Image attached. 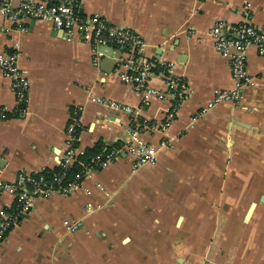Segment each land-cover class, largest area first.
<instances>
[{
	"label": "crops",
	"instance_id": "1",
	"mask_svg": "<svg viewBox=\"0 0 264 264\" xmlns=\"http://www.w3.org/2000/svg\"><path fill=\"white\" fill-rule=\"evenodd\" d=\"M20 0H11L16 6ZM85 16L130 29L143 55L173 64L187 85L171 123L173 98L144 97L122 81V46L101 44L95 61L79 30L46 18L22 27L0 13V52L16 53L28 80L17 111L13 81L0 68V177L54 169L72 119L81 124L80 154L101 141L129 139L138 111L142 137L156 150L137 168L122 152L87 173L69 194L39 199L0 241V264H264V53L248 48L254 84L238 102H215L234 85L231 59L210 34L217 21L249 19L264 31V0H78ZM120 51V52H119ZM109 60L112 61L109 62ZM150 85L167 91L161 75ZM13 197L0 193V208ZM80 223L69 231L64 221Z\"/></svg>",
	"mask_w": 264,
	"mask_h": 264
},
{
	"label": "built area",
	"instance_id": "2",
	"mask_svg": "<svg viewBox=\"0 0 264 264\" xmlns=\"http://www.w3.org/2000/svg\"><path fill=\"white\" fill-rule=\"evenodd\" d=\"M77 2L78 0H20L18 5L14 6L11 0H0V13L13 18L20 27L26 18L49 19L55 28H66L69 39L79 30L82 39L93 45L97 62L105 55L99 50V45L115 43L124 47L121 56L117 57L122 81L134 85L145 98L148 95H156L161 99L173 98L172 108L168 111L163 125L167 127L187 94L186 83L172 73L173 64L158 57L147 58L143 55L144 43L137 34L130 29L107 23L98 14L85 16ZM210 34L217 50L230 56L234 80L232 87L216 91L214 101L238 102L243 92L254 84L247 68L248 48L254 45L259 53H264V31L258 29L249 19L237 24H227L220 20L212 26ZM0 68L11 77L17 95V111L23 112L27 102L28 80L19 68L17 54L0 52ZM156 74L165 80L167 91L155 89L150 85L152 76ZM111 106L130 114L129 139L124 145L113 147L104 158L101 155L92 157L90 162L84 165L83 173L77 174L74 179L63 181L62 174L53 173L52 180L48 181L38 173L26 172L19 173L10 182L3 181L0 177V193H8L13 197V204L0 208V241L21 217L30 213L39 199L50 198L56 193H71L87 173L105 167L120 153L126 152L133 156L134 168L155 160V148L142 137L141 129L146 127V122L140 119L138 111L125 105ZM80 128L78 119H72L67 127L66 146L58 166L69 168L78 161ZM64 225L69 231H74L79 228L80 223L65 220Z\"/></svg>",
	"mask_w": 264,
	"mask_h": 264
},
{
	"label": "trees",
	"instance_id": "3",
	"mask_svg": "<svg viewBox=\"0 0 264 264\" xmlns=\"http://www.w3.org/2000/svg\"><path fill=\"white\" fill-rule=\"evenodd\" d=\"M116 45L115 43H113ZM120 46L121 45H117ZM124 49V47H122ZM115 147H118L115 146ZM113 147L104 145L101 141L97 142L93 147L86 149L85 153L79 154L78 161L75 162L71 167L64 168L61 166H57L54 169H45L44 171L38 173V175L43 176L48 181H51L53 178V173H60L63 175V181H69L74 179L77 174L83 173L84 165L90 162L91 158L96 155H101L102 158L111 151Z\"/></svg>",
	"mask_w": 264,
	"mask_h": 264
},
{
	"label": "water",
	"instance_id": "4",
	"mask_svg": "<svg viewBox=\"0 0 264 264\" xmlns=\"http://www.w3.org/2000/svg\"><path fill=\"white\" fill-rule=\"evenodd\" d=\"M109 62H111V63H112V61H111V60H109Z\"/></svg>",
	"mask_w": 264,
	"mask_h": 264
}]
</instances>
